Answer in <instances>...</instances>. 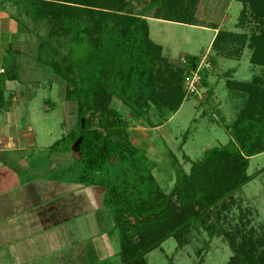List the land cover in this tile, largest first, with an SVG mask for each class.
I'll return each instance as SVG.
<instances>
[{
	"label": "trees",
	"instance_id": "trees-1",
	"mask_svg": "<svg viewBox=\"0 0 264 264\" xmlns=\"http://www.w3.org/2000/svg\"><path fill=\"white\" fill-rule=\"evenodd\" d=\"M199 1L150 0L137 14L129 8L130 0H29L34 18L51 24L40 51L50 46L56 57L48 63L66 83V100L78 105L79 131L58 140L51 151L72 152L82 137L78 159L69 168L75 170L76 183L105 189L103 205L113 215L120 264H149L147 256L171 238L181 249L200 230L214 237L222 229L210 220L215 208L255 179V174H248L250 160L264 153L263 78L228 80L227 87L245 97L236 118L225 125L231 139L207 149L197 160L184 154L190 164L188 172L179 157L170 154L175 183L168 193L153 174L155 162L131 139V122L112 106L117 99L135 118L156 128L180 110L186 97L197 99L188 94L185 78L197 69L201 57H186L185 67H173L163 57L162 47L150 38L148 18L218 29L216 23L199 21ZM236 1L243 4L235 24L242 31L219 30L212 50L218 57L240 59L249 48L250 63L264 71V0ZM250 22L253 26L248 33L245 29ZM73 30L77 31L70 41L85 43L91 61V68L75 78L73 55H59L51 43L56 38L67 40ZM210 61L213 65L212 57ZM210 71L203 75L206 104L214 95L207 82ZM5 88L6 78L0 76V110L7 103ZM82 119L86 121L83 129ZM226 236L235 252L229 264H264V237L253 239L251 234L236 243Z\"/></svg>",
	"mask_w": 264,
	"mask_h": 264
},
{
	"label": "rangeland",
	"instance_id": "rangeland-1",
	"mask_svg": "<svg viewBox=\"0 0 264 264\" xmlns=\"http://www.w3.org/2000/svg\"><path fill=\"white\" fill-rule=\"evenodd\" d=\"M149 2L150 0H130L129 8L138 14ZM197 9H199L197 18L200 22L207 24L213 22L221 23L222 30L242 31L235 27L243 9L241 2L236 0H200ZM30 15L32 20L31 18L26 20L32 29L34 26L33 30L38 32L37 40L40 42L39 45H41V43L46 42V38L50 33L48 31L50 27L48 28V26L51 24L38 21L31 13ZM251 26H253L252 23L245 29L246 32L251 33ZM80 29V27L77 29L78 32ZM76 31L73 30L67 40L51 42L55 46L54 49L59 52V55H73L71 61L77 62V64H74L75 69L73 68L75 71L73 72L74 78L91 68L90 53L85 49L86 47L84 48L85 43L79 42V39L78 43L70 41ZM152 35L155 40L157 38L165 42L169 40V44L174 46L173 52H181V54H176L175 57L178 68L183 67L185 64V59L183 58L186 56L202 58L207 50L210 51V44L213 38L212 30L208 28L199 29L158 23L153 24ZM158 35L164 36L166 39L163 40ZM34 40V43H29L30 46H27L26 52H28L29 56H33L27 62L25 61L29 65H24V69H20L15 62L14 58H17L19 54L15 52L10 54L16 65V82L12 83L9 89L6 90L5 88L4 96L6 101H11V96L15 94L18 103L16 107L13 105L10 109L11 114H5L0 111V132L3 128L8 127L10 129L12 127V132L14 130L16 135H22L23 139L27 137L28 141L35 143V146L30 149L25 147L24 150H30L28 153L25 151L21 154L26 159L25 164L30 169H37L36 173L39 174L41 171H50L48 169L52 159L50 156L53 155L51 147L70 132L75 131L77 134L79 128L77 129L78 122L73 128L69 125L66 114V101L64 100L66 94L65 81L57 73L54 75L53 66L51 67L48 63V60H53L56 56L49 51L50 46H45L43 51H40L39 48V53H33L34 51L38 52L36 39L34 38ZM250 53L247 50L240 62L233 59L217 60L214 68L215 77L212 79L215 93L208 100L209 104L205 103L206 95L202 99L187 98L182 110L169 126L161 127L153 136L149 135V129H141L148 128L143 120H135L133 115H130L129 108L125 107L117 99L113 101L112 106L118 111L120 116L131 122L130 133L133 142L141 144L148 157L155 162L156 167L153 170V174L165 192H170L175 183V172L171 165V158H169L170 154L178 156L179 161L188 172L190 164L183 159L184 154L189 156L191 160H197L207 149L226 144L231 139L224 124L235 119V104L241 103L242 99L236 97V94L226 87L227 79L222 72L237 69L236 73L231 75L238 81H251L252 78L256 77L264 79V71L261 70L259 72V68L250 63ZM80 59L81 61H79ZM218 104L219 107L217 106ZM70 106L73 107L72 105ZM121 108H124V110ZM68 109L72 110L74 107H69ZM153 113L155 112H152L151 118L155 121L156 116ZM139 122H142V124ZM28 128H30V132H27ZM133 128H136V130ZM187 132L189 133L187 134ZM184 142L186 144L182 149ZM33 174L35 173L30 170L24 174V177L34 181L36 180L35 177H39V175L36 176L37 174H35L34 176ZM51 174L52 172L49 175ZM248 174H255V179L215 208L213 217L210 220L219 223L222 229L218 230L214 237L210 238L206 231L200 230L199 234L195 233L191 243L181 249H177L176 240L171 238L162 245V249L154 250L147 256L148 263L229 264L230 259L235 256V252L226 234H229L230 238H233L236 243L249 239L251 234H253V239L259 238L258 240H262L264 237V153L250 160ZM52 175L59 179L63 177L66 179V176L72 177V179L76 178L75 170L72 168L58 170L53 172ZM41 177L44 178L45 175ZM96 215L98 216L96 218L97 223L95 221L93 226L87 229L88 231L92 230L91 232L93 233H99L96 236L94 235L92 241L91 238L88 239L90 241L85 245H89V248L92 246L97 248V245L101 243L100 238L102 234L104 235L106 229L113 228L115 230L112 225L113 215L108 207L98 210ZM205 243H207V247L204 249ZM114 247L116 249L115 245ZM201 248H203L202 254L197 255V251ZM100 251L92 254L93 261L90 259V263L99 264L102 261H99ZM115 251L118 252V249ZM102 253L103 259L105 258L103 264L120 263L118 256L108 259L104 250H102ZM0 260L6 261L5 264H7L5 257H0Z\"/></svg>",
	"mask_w": 264,
	"mask_h": 264
},
{
	"label": "crops",
	"instance_id": "crops-1",
	"mask_svg": "<svg viewBox=\"0 0 264 264\" xmlns=\"http://www.w3.org/2000/svg\"><path fill=\"white\" fill-rule=\"evenodd\" d=\"M29 8V0H0V76L4 75L6 78V90L12 86V83L16 82L15 64L14 60L10 57L11 52L19 54L14 59L20 69H24V65H29L25 61L27 62L33 55L29 56L26 50L27 46H30L29 43L35 42L34 38L36 39L38 52H31L35 54L39 53L40 42L37 40L38 32L33 30L34 26L32 29L26 20L27 18H31L32 20L30 15L31 9ZM148 23L150 38L162 47L163 57L175 68H178L177 61L175 60L176 54H181V52H173L174 46L169 44V40L166 42L158 38L155 40L152 35L153 24H174L199 29L208 28L154 18H148ZM216 24L219 26L218 29L208 28L212 30L213 38L210 44V51L207 50L206 52L214 60L212 70L209 72L207 78L208 87H214L212 79L215 77L214 68L217 60L227 59L216 56L212 50V43L218 31L223 29L221 23ZM158 37L163 40L166 39L161 35H158ZM54 42H58L57 38ZM247 50L251 52L249 48H245L242 57ZM37 57L40 59L39 56ZM242 57L233 60L240 62L243 59ZM183 67H185V64ZM230 71L231 74H234L237 69H231ZM258 71L260 72L261 68ZM227 72H222L226 76V83L228 80L250 82L235 80L234 76L228 75ZM54 75H56L55 72ZM232 92L236 94V97L242 99L241 103L235 104L237 116L245 97H242L241 93ZM64 100L66 101V114L69 125L73 128L78 122V105L76 101L66 100L65 97ZM185 100L180 110L169 117L168 121L162 126L141 129H149V135L153 136L161 127L169 126L182 110ZM17 103L18 99L13 94L11 101L8 100L4 108L0 111L5 114H11L10 109L13 105L16 107ZM70 105L74 109H68L69 107L73 108ZM217 106L219 107V104ZM121 109L124 110V108ZM133 118L138 121L134 116ZM233 120L225 123L224 127ZM139 123L142 124V122ZM133 129L136 130V128ZM27 132H30V128L27 129ZM22 137V135H16L14 130L12 132V127L10 129L8 127L3 128L0 132V257H5L7 264H93L90 263V259L93 261L92 254L100 250L99 261H102L99 264H103L105 259H103L102 250H104L105 256L108 259L117 257L118 252L115 250L118 249V239L116 231L113 228L108 227L109 229H106L104 235L102 234L100 238L101 243L97 245V248L93 246L89 248V245H85L90 241L88 240L89 238L92 241L94 235L96 236L99 233H93L91 232L92 230L88 231L87 228L92 227L95 221L97 223L96 218L98 216L96 212L105 207L103 205L105 189L98 186L78 184L76 183V178L72 179V177L69 178L66 176V179L64 177L59 179L52 175L53 172L69 168L78 159V155L74 152L53 153L50 156L52 158L50 160V167L48 168L50 171L36 173L37 169H30L25 164V157L21 154L25 151L28 153L30 150H24L25 147H29L28 149H30L32 146H35V143L28 141L27 137L25 139ZM186 142L182 144V149ZM30 170L37 174L36 176L39 175V177H35L36 180L34 181H30V179L24 177V174ZM51 172L52 174L49 175ZM35 174L33 175L35 176ZM43 175H45L44 178L41 177ZM5 262L0 260V264H5Z\"/></svg>",
	"mask_w": 264,
	"mask_h": 264
},
{
	"label": "built area",
	"instance_id": "built-area-1",
	"mask_svg": "<svg viewBox=\"0 0 264 264\" xmlns=\"http://www.w3.org/2000/svg\"><path fill=\"white\" fill-rule=\"evenodd\" d=\"M210 57L211 55L208 52L203 54L197 69L190 70L186 75L185 88L189 95L197 96V98L202 99L206 94V89L203 86V75L206 71L212 70Z\"/></svg>",
	"mask_w": 264,
	"mask_h": 264
},
{
	"label": "water",
	"instance_id": "water-1",
	"mask_svg": "<svg viewBox=\"0 0 264 264\" xmlns=\"http://www.w3.org/2000/svg\"><path fill=\"white\" fill-rule=\"evenodd\" d=\"M85 119H82V128H85ZM82 143V137H80L76 142L75 144L72 146V152L74 153H79L80 152V145Z\"/></svg>",
	"mask_w": 264,
	"mask_h": 264
}]
</instances>
